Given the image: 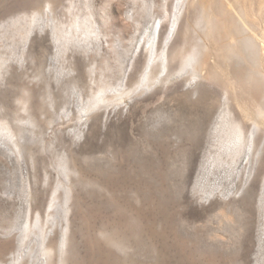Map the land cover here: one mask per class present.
<instances>
[{
  "label": "bare ground",
  "instance_id": "obj_1",
  "mask_svg": "<svg viewBox=\"0 0 264 264\" xmlns=\"http://www.w3.org/2000/svg\"><path fill=\"white\" fill-rule=\"evenodd\" d=\"M42 1L34 3L36 12L30 17L20 16L16 20L6 42L1 43L5 56L0 59V84L6 75L9 77L6 93L0 96V120H5L0 122V183L10 167L15 166L24 177L29 197L32 190L36 195L25 201L23 223L2 231L12 240L13 247L8 248L6 240L4 245L0 241V264L75 263L72 228L82 199V192H77L75 186L81 180L80 173H86L89 167L83 157L74 160L64 152L55 153L53 144L45 141L46 129L54 127L60 134L73 122H86L95 110L106 112L113 105H126L134 97L146 96L141 102L144 108L163 97L161 90L147 94L177 80L186 87L176 92V110L152 116L147 125L140 127V141L124 149L119 144L121 147L115 148L113 157L105 158L104 171L115 175L112 163L125 167L132 197L143 196L145 200L160 186V191L171 199L174 195L170 196L168 186L173 187V174L178 171L183 181L184 159L206 138L211 142L190 189L191 195L201 203L217 205L220 210L238 202L251 213L255 191L251 190V196L240 201L232 196L239 186L244 189L254 183L260 186L256 209L260 212L264 208V0H159L160 15L169 19L165 36L161 33L167 25L163 19L141 35L137 26L115 22L119 36L111 46L114 58L103 61V68L89 57L98 53L100 35L93 15H89L88 0L84 4L86 14L83 9L73 10L72 5L62 7L61 0H44L45 4ZM60 15L67 19L64 23L59 21ZM7 29L9 26L4 31ZM35 34L40 43L32 46L31 54L26 56L29 40ZM45 38L54 46L52 57L43 53ZM67 51L71 53L70 63L61 64L62 54ZM111 83L114 86H109ZM94 87L99 88L97 93H92ZM217 90L224 97L215 124L207 130L206 122L216 109ZM85 95L88 97L84 101ZM96 124L99 126V122ZM60 138L56 147L68 149L69 145ZM47 156L54 159L47 162ZM177 157L182 158V167H177ZM120 180L108 182L106 178L104 185L115 188L124 183ZM182 185L179 193H183ZM155 195L160 197L157 192ZM180 197L173 201L179 204L185 196ZM202 208L205 210L206 206ZM251 218L250 215L248 219ZM249 227L245 225L246 231ZM132 234V238L137 236V229ZM127 238L111 242L115 249L110 242L106 244L111 248L105 251V264H118L117 251L127 255L125 246L134 243ZM136 246L135 251L139 248ZM224 247L235 255L231 245L219 240L212 252L219 254ZM261 248L259 239L255 264H264ZM214 254L212 262L217 261Z\"/></svg>",
  "mask_w": 264,
  "mask_h": 264
},
{
  "label": "rangeland",
  "instance_id": "obj_2",
  "mask_svg": "<svg viewBox=\"0 0 264 264\" xmlns=\"http://www.w3.org/2000/svg\"><path fill=\"white\" fill-rule=\"evenodd\" d=\"M86 1L87 0H61V6L67 7L72 5L73 8H75L73 10L83 9V13L86 14L87 11L84 8ZM88 2L89 15H93V19L96 21L95 26H98L100 35L98 53L94 52L90 54L89 57L95 61L99 67L104 65L105 61H111L114 58L111 46L116 43L119 36L115 28V22L125 23L133 27L137 26L139 35L143 34L148 27L155 26L160 20L162 21V19L163 21L166 20V23L167 21L169 22V19H167L168 17L164 19L159 13V0H88ZM34 3H37V0H0V28H3L0 30V59L5 56L1 43L6 42L7 37L11 33V27L20 16L30 17L36 12L33 8L35 6ZM43 3H41V7ZM65 10L67 9H59V12ZM129 16L131 17L130 20H128ZM66 20V18L60 15V22L64 23ZM8 26L9 29L4 31V28ZM167 28L168 23L161 32L164 36ZM162 34L161 40L164 38ZM44 41L46 47H44L43 53L47 57H52L54 54V46L48 38H45ZM39 43V38L37 34H35L29 40L25 55H30L31 47H36ZM171 52L173 51L171 50ZM138 59L137 57L136 62ZM70 60V51L62 54L61 64L66 63L67 65V63H70ZM127 61L128 60L125 59V65ZM90 63L89 65H91ZM8 77L9 76L6 75L4 81L0 84L1 97L6 93L4 90L7 89ZM114 83H111L109 86H114ZM207 85L209 84L203 83V86ZM185 87L186 86H184L181 80L173 81L166 85L157 86L147 94L149 96L156 90H161L163 97L159 101L153 100L144 108L141 107V102L146 100V96H144V98L134 97L127 102L126 105H113L106 112L102 109L95 110L87 118L86 122H73L68 128L61 130L60 134L55 132L54 127L46 129L44 134L45 141L51 145L53 144L55 153L61 154L64 152L74 158V160L78 157H83V159H86V166L89 167L86 173H80L81 180H78L75 186L77 192H82L80 211H77L75 214L73 219L74 226L72 228L75 240V244L73 245L75 246L73 250L74 257L72 256V258L75 263L105 264V251L111 247L115 249V246H112L111 242H118L121 239L123 241V238H127L128 236L130 237L127 239L130 240L132 238L130 229L135 233L137 229V236H133L132 240H130L132 243L134 242L133 244L135 246L133 244L125 246L127 255H122V252L117 251L119 260L123 261L124 259L123 262L119 261L120 263L118 262V264H255L254 256L257 252L259 239L262 241L263 248H261V256L264 258V208H260V212L256 209V202L260 194V186H256L254 183L248 184L244 189H241V186H239L235 195L232 196V199L234 198L236 201H240L244 197L249 198L251 196V190L255 191L253 210L251 213L245 211L238 202L234 207L220 210L217 205L212 203H201L198 197L190 193L199 167L206 158L211 142L209 139H202L199 145L195 146L192 154L189 156L187 155L184 159V168L182 167V158L177 157V167H182L184 176L182 177L183 181L180 180V175L177 174L178 171H175L176 175L175 173L173 174V181H171V186L173 187L167 185L170 188V194H172L170 196L174 195L173 198L170 197L172 200L169 199L165 193H162L163 191H160V186H157L155 191H152L154 196L151 194L147 197L149 200L147 198L143 200V196H133L137 198L135 199L130 195L133 189L129 187L130 184L125 176V173H127L125 167H122V169L118 167V163H112L110 166L115 168V175L113 173L109 175L108 172L104 171L106 170L105 166H107L104 160L105 158L109 160L113 157L115 148H120L122 146L121 148L124 149L140 141L141 132L139 130H141L140 127H142L143 124L147 125L158 113L169 114L176 110V92ZM98 89V87L92 88V93H97L99 91ZM102 89L103 88H100V90ZM216 96L214 99L216 107L214 108L217 110L215 109L212 111L210 120L208 123L206 122L207 125L205 128L207 130L211 129V126L216 122L224 94L217 90ZM87 97V95L83 97L84 101ZM218 101L219 104L217 105ZM103 119L105 120L103 121ZM4 121L5 120H0V122ZM96 122H99V126ZM70 130L73 131V133H70ZM78 133H81V135H78ZM59 138L63 139L65 145H69L68 149L65 150L62 147H56V142ZM120 139H122V141ZM124 141L128 142V144ZM116 143H118V146ZM119 144L122 145L120 146ZM47 158V162L54 159V157L49 158V156H47ZM99 158L101 160H97ZM26 168L28 171L30 170L28 165ZM98 171L99 173H97ZM107 174L111 178H108V176H106ZM120 175L124 176L121 177ZM106 178L108 182H110L111 179L113 181H119L121 179L120 182L124 181V183L115 185V188H110L109 186L107 188V186H105L106 184L104 185ZM3 179L2 183H0V241L2 245H4L3 240H6L5 245H7L8 248L10 246V248H12V240L9 241V238L7 239V237L2 234V231L8 230L15 224L23 223L26 208L25 201L26 199L33 200L36 193L35 190H32L33 194L29 197L24 177L15 166L10 167L8 174L5 178L3 177ZM181 184H183V193H179L182 192L180 191L181 188L179 189ZM172 188L173 190H171ZM128 192H130L129 195ZM156 192L160 197L155 195ZM176 195H178V197L185 196L179 204L173 201L174 199L178 200ZM181 197L179 199H182ZM133 199L134 201H132ZM126 203L132 206L130 205V207L129 204L126 205ZM132 203L135 204L136 209ZM203 205L206 206L205 210L202 208ZM10 206L11 208H8ZM1 208L4 210L2 211ZM250 215L252 217L251 220L248 219ZM130 216L132 217L130 218ZM128 219L131 221L128 222ZM132 219H134V221ZM132 221L134 226L131 224ZM174 222L176 224H173ZM127 224L130 225L128 226ZM247 224L250 226L249 229L247 228L248 231L245 229V225ZM182 226L184 231L181 230L180 232L179 229H181ZM176 228H179L177 229L178 231ZM124 230L128 233L124 234L126 233ZM113 231L116 234H114ZM185 231L188 234L184 235V233H186ZM177 232L180 233L177 234ZM113 234L117 235L116 237L119 238H114ZM179 234L183 236V239L186 241H184ZM108 235H110V237H107ZM112 236L116 240H114ZM185 236L186 238H184ZM107 239H109V241ZM218 240L229 247L231 245V248L236 251L235 255H232L229 251L230 249L227 250L226 247L223 248V252H219V254L216 253L217 255L214 254L215 252H212V248ZM136 241H139L138 244H135ZM108 242H110L111 245H109L111 247L106 245ZM136 245L139 247L136 249L137 251H135ZM213 254L217 261H211L213 259ZM130 256L132 257L130 258ZM128 258L134 260L130 261Z\"/></svg>",
  "mask_w": 264,
  "mask_h": 264
}]
</instances>
